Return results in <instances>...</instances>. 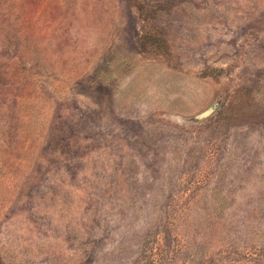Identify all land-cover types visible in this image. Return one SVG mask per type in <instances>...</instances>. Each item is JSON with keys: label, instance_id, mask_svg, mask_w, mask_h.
<instances>
[{"label": "rangeland", "instance_id": "1", "mask_svg": "<svg viewBox=\"0 0 264 264\" xmlns=\"http://www.w3.org/2000/svg\"><path fill=\"white\" fill-rule=\"evenodd\" d=\"M0 264H264V0H0Z\"/></svg>", "mask_w": 264, "mask_h": 264}, {"label": "water", "instance_id": "2", "mask_svg": "<svg viewBox=\"0 0 264 264\" xmlns=\"http://www.w3.org/2000/svg\"><path fill=\"white\" fill-rule=\"evenodd\" d=\"M207 111H205V112H203V113H201V114H204V113H206Z\"/></svg>", "mask_w": 264, "mask_h": 264}]
</instances>
